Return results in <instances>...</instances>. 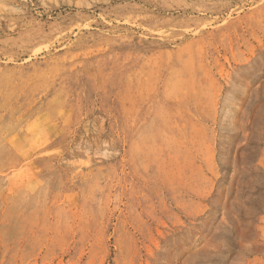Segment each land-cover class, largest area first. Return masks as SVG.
Instances as JSON below:
<instances>
[{"label": "rangeland", "instance_id": "rangeland-1", "mask_svg": "<svg viewBox=\"0 0 264 264\" xmlns=\"http://www.w3.org/2000/svg\"><path fill=\"white\" fill-rule=\"evenodd\" d=\"M0 264H264V0H0Z\"/></svg>", "mask_w": 264, "mask_h": 264}]
</instances>
